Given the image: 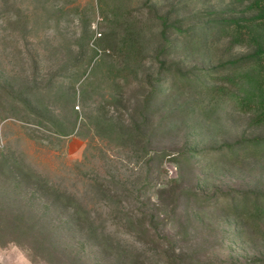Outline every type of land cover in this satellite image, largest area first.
Instances as JSON below:
<instances>
[{"label": "rangeland", "instance_id": "rangeland-1", "mask_svg": "<svg viewBox=\"0 0 264 264\" xmlns=\"http://www.w3.org/2000/svg\"><path fill=\"white\" fill-rule=\"evenodd\" d=\"M248 2L0 0V264H264Z\"/></svg>", "mask_w": 264, "mask_h": 264}, {"label": "trees", "instance_id": "trees-1", "mask_svg": "<svg viewBox=\"0 0 264 264\" xmlns=\"http://www.w3.org/2000/svg\"><path fill=\"white\" fill-rule=\"evenodd\" d=\"M245 11H250L251 15L235 18L225 11H211L203 13L202 19L205 20L203 29L205 32L212 29L231 30L235 42L245 44L248 51L241 57L228 63L233 68L243 67L241 78L244 85V94L241 97L243 102H252L257 105L254 109L257 116L264 120V1L249 0L245 5ZM217 15L215 19L211 17ZM201 16V15H200ZM163 33L169 27L167 18L163 22ZM177 32H182L175 29ZM210 75L205 72V77ZM254 142L264 147V137L255 138Z\"/></svg>", "mask_w": 264, "mask_h": 264}]
</instances>
